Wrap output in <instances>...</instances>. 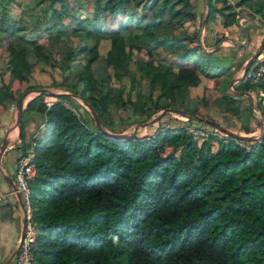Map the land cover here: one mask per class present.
Returning <instances> with one entry per match:
<instances>
[{"label":"trees","instance_id":"16d2710c","mask_svg":"<svg viewBox=\"0 0 264 264\" xmlns=\"http://www.w3.org/2000/svg\"><path fill=\"white\" fill-rule=\"evenodd\" d=\"M53 1L60 7L37 22L47 36L43 45L25 38L23 21L9 20L12 0H0V47L5 40L7 51L0 104L46 88L30 80L37 64L57 70L61 80L52 75L51 82L63 87L49 106L45 93L27 101L21 144L15 147H25L27 116L38 113L44 128L28 140L36 144V173L29 186L37 264H264V131L251 140L209 135L199 142L188 127L179 126L148 138L116 139L85 124L72 108L82 98L107 129L112 126L108 107L117 101L141 116L174 107V89L187 102L188 89L210 69L196 60L201 47L191 0ZM248 1L237 0V5ZM89 3L91 12L85 14ZM209 3L207 23L216 12L223 14L224 27L236 21L227 0ZM263 6L256 7L262 15ZM187 23L193 31L183 28ZM66 35L78 42L70 43ZM104 39L110 44L102 54ZM143 40L179 48L183 64L177 71L157 69L137 58ZM98 60L101 70L95 74ZM5 74L27 83L18 97ZM258 87L263 115L264 78L251 83L244 77L239 84L241 90ZM222 97L225 109L239 118L241 101L226 90ZM183 110L197 114V107Z\"/></svg>","mask_w":264,"mask_h":264},{"label":"crops","instance_id":"0c3cea01","mask_svg":"<svg viewBox=\"0 0 264 264\" xmlns=\"http://www.w3.org/2000/svg\"><path fill=\"white\" fill-rule=\"evenodd\" d=\"M205 3V1H204ZM264 3V0H251L244 4H238L237 0H227V4H231L233 6L234 11L236 12V21L232 23L229 26L224 27L222 25L223 22V14L221 12H216L215 17L213 20L205 23L204 32H202V35H198V38L201 40V50L199 52V55L196 57V60L200 63L201 68H206L207 66L210 67V69L213 67L216 69V72L214 75L209 73L205 75V73H201V78L215 80L216 78H219L218 85L221 87L222 94L218 97L220 101H213V104L215 102L222 107V110H220L221 114H231L233 115V120H236L238 123L239 118L233 113L228 112L225 107L223 106V95L225 94V90L228 92V94L235 96L238 100L248 99L249 103L252 102L253 96L260 98L259 93L256 91H259L260 88H252L251 90H241L239 89V84L242 82L244 77L242 78V75L244 73L245 67L249 60L254 56L255 52L260 47L261 43L264 40V23H263V15H264V6L262 8V14L258 13L256 11V7L260 4ZM90 4V3H89ZM217 6H222V2H217ZM206 6V5H205ZM60 3L54 2L51 4V0H12V2L8 6V17L9 20H11L14 23H19L23 21L27 26V30L25 32V38L32 39L36 38L37 41L40 44L47 45V36L43 32V23L40 25H37L39 18H44L46 15L49 16L50 13L55 8H59ZM244 9H248L245 12ZM227 10L224 9L223 13H226ZM208 15V14H207ZM207 20V17H206ZM43 21V20H41ZM241 34L244 35V37H241ZM246 34L249 36V42L247 46H241L239 43H242L245 41ZM214 41V48L207 49L206 45L209 44V42ZM232 47V49L230 48ZM228 54H234L238 52L239 55L237 59L234 61H237L236 65H223L222 63L229 60ZM204 54L206 57H200V55ZM174 57L176 59L175 63H179L181 66L183 64L182 61V53L179 51V53L175 54ZM7 51H6V43L5 40H3V44L0 47V70L3 67V62L6 59ZM222 62V63H221ZM222 64V65H221ZM41 66H45L44 64H40ZM242 65V68L241 66ZM36 68V67H35ZM48 68V67H43ZM241 68V69H240ZM50 69V68H49ZM174 71H177V69L173 68ZM5 82H10L11 89L13 90L16 97L19 96L20 93H22L27 86L26 82L19 83L17 80H10L9 75L5 74L3 77ZM31 82L33 80V75L30 78ZM202 79H200V82ZM231 81L233 82V85L231 87V91H245L249 92L250 95L247 94H235L228 91V85ZM199 82V83H200ZM33 83V82H32ZM199 85V84H198ZM227 85V86H226ZM195 87V86H193ZM37 89V88H36ZM46 89V88H45ZM26 92V91H25ZM24 92V93H25ZM28 92V91H27ZM24 93L23 96L24 97ZM56 92L48 91L46 92L44 98L48 95H53ZM258 94V95H257ZM26 95V94H25ZM260 95H264V92H260ZM43 98V99H44ZM20 100L18 102L16 101H8L4 104H0V144L4 139L14 140L15 141V114L17 111V107ZM240 109H244L243 105ZM244 107V108H242ZM257 107L259 111L261 112V108L258 105ZM216 108V106H215ZM199 107H197V110ZM217 109V108H216ZM255 111V109H254ZM252 113V114H251ZM182 115V114H181ZM28 121H26L25 129L27 130L30 126V123L32 121H35V119L39 116L38 113H30L28 115ZM251 116L257 115L253 113V111H250L249 120L247 121L246 125H244L243 132L245 135H248L246 133L254 132L256 135H253L252 138L260 137L262 131L260 120L261 117H258L254 120ZM252 118V119H250ZM41 122V121H40ZM241 124L237 127L236 124L233 123V127L235 129H242ZM264 124V120H263ZM243 125V124H242ZM40 126H42L40 124ZM39 126V127H40ZM226 128V127H225ZM245 129V130H244ZM36 133V132H35ZM30 132V134H35ZM39 133V132H38ZM29 134V133H28ZM239 134V133H238ZM19 146V145H18ZM17 147V146H16ZM15 148V147H14ZM13 147H7L5 151L2 154V169L1 171H4V176L0 177L3 178L2 181H0V187L3 191L11 190L12 185L10 182H8L5 178L9 177L13 181V175L16 167L15 159L21 152V149L16 150ZM16 150L14 158L12 159L11 152ZM4 182V183H3ZM11 196V195H10ZM8 197L6 201L0 202V264H3L6 259L11 255L13 251L17 249L18 241L21 234L22 229V211L20 209L17 197L12 195L11 197ZM10 204H16L17 209H12L11 214L2 216L6 210H1L5 206H12Z\"/></svg>","mask_w":264,"mask_h":264},{"label":"rangeland","instance_id":"374dc122","mask_svg":"<svg viewBox=\"0 0 264 264\" xmlns=\"http://www.w3.org/2000/svg\"><path fill=\"white\" fill-rule=\"evenodd\" d=\"M192 5L194 6V8L196 9V25L195 28L197 29V31H199L200 33V25H201V20L202 18L205 16V12H206V6L204 3V0H191ZM92 9V5L91 3L89 4L87 11H85L84 13H90ZM244 11L247 13L250 11H248V9H244ZM264 23V22H263ZM187 28L183 27L185 30L188 29V31H193V27L191 24H185ZM205 27V26H204ZM182 31V27L178 26L175 30V32L178 34V32ZM204 32V29H203ZM202 35V34H201ZM200 35V36H201ZM70 41V43L76 44L78 42L77 39H75L76 37H73L71 35H66ZM244 37L243 34H241V37ZM197 41L199 42V44L201 45V40L198 38ZM195 42H192L190 44L194 45ZM109 40L104 39L99 43V51L100 53L104 54L106 52V50L109 48ZM140 45V51H135V56L137 58H142L143 60H149L150 63L152 64V66L154 68H163L166 69L167 67H173L175 69H177L180 65L179 63H175L176 59L174 58L176 55L177 50H179V48L175 47V46H166L163 47V44L160 46H157L149 41L143 40L140 41L139 43ZM207 49H212L214 48V41L209 42V44L206 45ZM230 48L232 49V47L230 46ZM194 56V54H192ZM227 55H230L228 58L229 60L225 61V62H221L223 65H236L237 61H234L235 59H237L239 53L235 51L234 54H228L227 51ZM192 56V57H193ZM201 57H206L204 54L201 53L200 55ZM175 60V61H174ZM82 61L81 59H77L76 62H80ZM102 60H98L94 63L93 65V71L95 74H99L100 73V63ZM221 64V65H222ZM133 68L136 67V63L132 64ZM216 65H214L213 67H215ZM242 68V65H240ZM45 66H41L40 64L36 65V69L33 75V80L32 82L35 83L36 85H42V87H46L49 91H53L56 93H59L61 91H63V87L61 86H56L53 85L51 80H52V75L54 77H56V79L58 80V82H60V75L57 72V70L53 71L49 68H43ZM211 68L209 70V73H211L212 75H214V73L216 72V69ZM240 68V69H241ZM74 72L76 73L78 70L73 69ZM202 81L199 83V85L195 86V87H190L188 89V98H186L187 102L183 101L179 95V93H177V91L174 89L172 90L171 94H170V99L174 101V107L175 108H179V109H191L194 107H199V109L197 110V114L204 116L208 119L214 120L216 121L219 125L226 127L227 129L235 132V133H239V134H243L245 135V133H241L243 132V128L244 125H246L247 121L249 120V116H250V111H253L254 115L256 114V116H251L252 118H254V120L258 117H261V120H264V114L262 115V113L259 111L258 107H257V102L260 100V98L258 99L257 97L253 96V100L252 102L248 101V99H243L241 106L243 105L244 108L243 109V114L241 115L242 117L239 118L238 123L236 122V120H233V115L231 114H221L220 110H222V107L219 106L216 102L215 104H213V101H220V95L222 94V88L219 87L218 82H219V78H216L215 80H210L205 79V78H201ZM141 83L142 86L145 87L146 82L144 79H141ZM115 85H117V83H115ZM122 86L125 90L128 89L129 85H128V81L125 79L122 83ZM227 86V85H226ZM36 92L34 91V89H30L28 90V92L26 91L24 93V97L22 100V105L26 106V102L28 100H30L32 97H34ZM26 94V95H25ZM264 96V95H263ZM219 97V98H218ZM76 104L74 103L72 105V108L75 111V114L85 122V124H87L88 126L91 127H97L94 117L92 115V113L90 112L88 106L86 105V102L82 99V98H77L76 100ZM263 102V101H262ZM264 105V103H262ZM216 106V108H215ZM23 108V109H24ZM218 109H220L218 111ZM255 109V111H254ZM164 110V109H163ZM162 110L156 112L154 115L152 116H145V115H139V114H133L131 112L130 109H124L123 107L120 106L119 101H117V103H115L114 105H111L110 107H108V120L109 123L112 125L110 127H108V131L111 133H127V134H132L134 137H142V138H148L149 136L153 135L154 133L165 129V128H169V127H179V126H186L189 128H192V135L194 136V138L197 141H202L203 139H205L207 136H209L210 134H201V133H196L194 131H198V130H203L205 129L206 131H214L215 127L214 125H210L208 123L202 122L200 120H197L189 115H181L180 113H176V112H167L165 115L161 116L157 121H155V118L157 117V115L161 112ZM186 111V110H185ZM252 114V113H251ZM29 117V116H27ZM250 118V119H252ZM28 121V118L26 119ZM41 121V122H40ZM43 119L41 116H38L35 121H32L30 123L29 128L26 130V136H25V140H29L30 136H36V134H38L39 131H41L44 128V123ZM144 123H147L146 125H143ZM233 123L236 124L235 127H237L239 125V123L241 124V128L242 129H235V127H233ZM40 124L42 126H40ZM40 126V127H39ZM16 131L15 134V141H13V143L11 145H9V147H16L18 145H20L21 141H19L18 138V134H17V128L16 126L14 127ZM218 128V127H217ZM245 130V129H244ZM261 131V129H260ZM30 132L35 133V134H30ZM29 133V134H28ZM249 136H253L256 135V133L254 132H249L246 133ZM32 136V137H33ZM34 136V137H35ZM215 137V136H214ZM217 142L218 140L215 139L213 141V148L216 149L217 147ZM25 144V143H24ZM15 149V148H14ZM18 150V149H16ZM16 150L13 151V153L11 152L10 154L12 155V159L14 158L15 152ZM16 162V159H15ZM4 171L0 170V177L4 176ZM3 178H0V181H2ZM4 183V182H3ZM0 190L2 192H8L7 193V199L10 196V192L11 190H7V191H3L0 187ZM0 191V192H1ZM12 196V195H11ZM10 196V197H11ZM12 205L10 206H5L3 207L1 210H6L7 212H5L2 216L5 215H9L11 214L12 209H17L15 204H10Z\"/></svg>","mask_w":264,"mask_h":264},{"label":"built area","instance_id":"2783aa9c","mask_svg":"<svg viewBox=\"0 0 264 264\" xmlns=\"http://www.w3.org/2000/svg\"><path fill=\"white\" fill-rule=\"evenodd\" d=\"M244 77L250 79L251 83H257L264 78V46L259 54L255 56L250 62V65L245 72ZM36 95V93L34 94ZM56 100L54 95H48L44 98V102L47 106L51 105ZM264 103V100H262ZM191 133L192 128L188 129ZM201 134H210L218 139L226 138L227 134L215 127L214 131L198 130L194 131ZM35 141H27L24 148L16 158V167L13 175V182L17 192L20 196V202L23 204V215L25 218L24 234L19 238L17 253L9 264H37V261L33 252V245L35 237L37 235V228L34 220L32 219V211L30 204L31 190L29 186L30 180L36 173L35 165ZM1 191V190H0ZM8 192H0V202L7 200ZM11 194L15 196V191L11 189Z\"/></svg>","mask_w":264,"mask_h":264},{"label":"water","instance_id":"95a60500","mask_svg":"<svg viewBox=\"0 0 264 264\" xmlns=\"http://www.w3.org/2000/svg\"><path fill=\"white\" fill-rule=\"evenodd\" d=\"M205 1V5H206V12H205V16L202 18L201 20V25H200V35L202 34L203 32V29H204V26H205V23H206V17H207V14L209 12V6H210V3H209V0H204ZM264 28V26H263ZM248 42H249V36L246 34V37H245V41L242 42V43H239L241 46H247L248 45ZM264 46V40L263 42L261 43L260 47L258 48V50L255 52L254 56L249 60V62L247 63L246 67H245V70H244V73L242 75V78L244 77L245 75V72L247 71L249 65H250V62L253 58H255V56L257 54H259L262 50ZM233 82L234 81H231L228 85V91L231 92V93H235V94H247V95H250L249 92H245V91H236V92H233L231 91V87L233 85ZM36 92V95L37 94H40V93H46L48 92L49 90L48 89H45V88H38V89H35L34 90ZM74 97H77L76 95H74ZM27 103V102H26ZM90 110V112L92 113L93 117H94V120H95V123L96 125L98 126V128L105 134L109 135L110 137H113V138H116V139H125L127 137H131L133 136L132 134H127V133H111L109 132L106 127L102 124L99 116L97 115V113L95 112V110L89 105V104H86ZM23 108L24 106L22 105V99L20 100L19 104H18V107H17V111H16V114H15V126L17 128V134H18V138H19V141H20V133H21V125H20V120H21V115H22V112H23ZM167 112H176V113H180L182 115H189L197 120H200L202 122H205V123H208L210 125H214L216 127H218L221 131L225 132L227 135H230L234 138H240V139H253L252 136H249V135H243V134H238V133H235L221 125H219L216 121L214 120H211V119H208L204 116H201V115H198V114H195V113H189L183 109H179V108H175V107H172V108H167V109H164L162 110L158 115L157 117L155 118V121H157L161 116L165 115ZM147 123H144L143 125H146ZM260 125H261V131L263 132L264 131V124H263V120H260ZM13 143V141L9 140V139H4L2 141V143L0 144V170L2 169V154L3 152L5 151V149H7V147H9V145H11ZM8 182L11 183L12 185V190L15 191V196L17 197V200H18V203H19V206H20V209L23 213L24 211V207H23V204L19 201L20 200V196H19V193L17 192L16 190V187L14 185V182L9 178V177H6L5 178ZM24 224H25V218H24V215L22 214V229H21V234H20V237L23 236L24 234ZM17 253V249L15 251H13L11 253V255L6 259V261L3 263V264H9L11 262V260L13 259V257L15 256V254Z\"/></svg>","mask_w":264,"mask_h":264}]
</instances>
